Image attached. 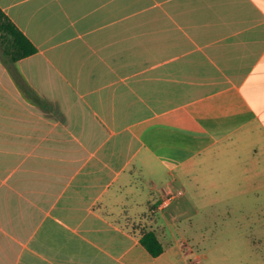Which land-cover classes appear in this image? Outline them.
I'll list each match as a JSON object with an SVG mask.
<instances>
[{"label":"crops","instance_id":"crops-1","mask_svg":"<svg viewBox=\"0 0 264 264\" xmlns=\"http://www.w3.org/2000/svg\"><path fill=\"white\" fill-rule=\"evenodd\" d=\"M143 1L0 0V264H146L191 178L264 233V0Z\"/></svg>","mask_w":264,"mask_h":264},{"label":"rangeland","instance_id":"rangeland-1","mask_svg":"<svg viewBox=\"0 0 264 264\" xmlns=\"http://www.w3.org/2000/svg\"><path fill=\"white\" fill-rule=\"evenodd\" d=\"M142 4L144 7L149 6L151 0L143 1ZM126 12L129 14L133 11L128 9ZM149 13L137 14L136 17L143 18ZM131 16L134 17V14ZM177 183L185 188V192L183 197L174 199L165 211L173 225L167 227L160 237L165 253L159 264H264L262 228L255 229L253 235L235 232L230 218L217 217L215 202L198 201L201 194L194 179H185L183 184ZM223 221L227 224L221 228L220 223ZM143 253L149 259L146 264H158L144 250Z\"/></svg>","mask_w":264,"mask_h":264},{"label":"trees","instance_id":"trees-1","mask_svg":"<svg viewBox=\"0 0 264 264\" xmlns=\"http://www.w3.org/2000/svg\"><path fill=\"white\" fill-rule=\"evenodd\" d=\"M0 44L2 46L4 60L7 63H14L21 58L36 53L37 51L31 41L20 29H18L8 16L2 12L1 9ZM15 79L23 92L30 96L34 102L39 103L40 98L28 87L25 81H19L18 77H15ZM140 244L151 257H158L164 252V247L155 231L144 232L140 237Z\"/></svg>","mask_w":264,"mask_h":264}]
</instances>
